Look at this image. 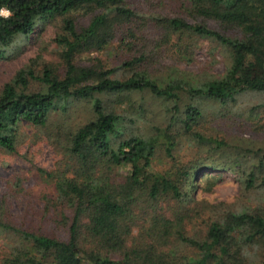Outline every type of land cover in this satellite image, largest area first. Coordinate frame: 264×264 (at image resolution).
Here are the masks:
<instances>
[{
	"label": "trees",
	"instance_id": "obj_1",
	"mask_svg": "<svg viewBox=\"0 0 264 264\" xmlns=\"http://www.w3.org/2000/svg\"><path fill=\"white\" fill-rule=\"evenodd\" d=\"M185 2L201 21L166 18L167 37L183 36L179 42L184 44L185 35H194L227 48L230 65L219 78H184L173 71L156 79L148 70L135 69L144 62V53L122 63V68L132 70L124 79L114 76L119 68L79 66V55L105 51L121 28L131 42L136 38L130 26L139 15L129 0H0V10L11 13L0 16V59L38 24L61 21V33L53 39L60 48L61 71L49 65L35 76L32 68H23L0 90V149L15 153L21 125L46 129L51 126L50 116L66 112L72 102H88L92 113L76 128H53L70 171H39L52 182L53 195L43 198L59 207L67 237L41 236L0 220V230L18 238L16 249L0 264H264V204L211 207L202 212L201 218H206L196 215L200 222L190 230L186 221L193 220L183 208L188 197L183 186L207 171L206 166L219 169L222 165H213L210 159L216 155L233 160L224 162L225 170L230 164L238 165L234 174L244 200L264 189V147L223 158L235 152L226 139L208 138L193 130L202 117L199 105L205 101L234 104L238 96L255 93L262 99L250 115L264 111V0ZM76 12L90 15L85 26L79 27L72 18ZM208 21L227 26L236 35L213 29ZM32 81L40 85L39 91H29ZM144 91L172 103L170 123L153 140L130 131L127 124H136L140 118L126 117L118 100ZM111 96L115 107L102 99ZM184 99L181 115L178 104ZM178 121L197 151L203 149L206 154L195 164L177 165L172 177L154 169L152 160L159 147L169 160H175L180 135L172 128ZM247 154L254 161L248 168L241 162ZM191 184L189 188L195 189ZM166 204L177 206L170 218L161 209ZM135 209L147 211L140 215Z\"/></svg>",
	"mask_w": 264,
	"mask_h": 264
},
{
	"label": "rangeland",
	"instance_id": "obj_2",
	"mask_svg": "<svg viewBox=\"0 0 264 264\" xmlns=\"http://www.w3.org/2000/svg\"><path fill=\"white\" fill-rule=\"evenodd\" d=\"M129 3L139 15L130 26L135 29L136 38L131 42L126 29L121 28L116 39L105 51L79 55L76 58L79 66L119 68L114 76L124 79L132 70L122 68V63L130 60L136 53L138 55L144 53V62L135 69L148 70L156 79L167 77L173 71L176 76L196 77L200 80L219 78L226 72L230 65L229 50L214 40L185 35L182 44L179 39L183 36L167 37L168 31L163 22L166 18L179 16L191 23L201 21L190 12L185 0H129ZM71 16L79 27L85 26L90 17L82 12L73 13ZM60 22L58 19L50 24L49 22L38 24L31 35L21 38L7 52L6 58L0 59V90L23 68H32L35 76L41 75L43 68L49 65L61 71L58 57L60 48L53 42L55 36L61 33ZM206 24L226 35H236L232 29L219 23L208 21ZM30 83V92L40 90L38 83L33 81ZM102 99L108 107L116 106L114 97ZM261 99L262 97L255 93H245L238 96L234 104L220 105L217 102L205 101L199 105L202 117L193 130L208 138L226 139L235 152L223 158L235 157L236 152L240 153L241 150L263 148L264 111L260 110L250 115V109ZM118 100L123 102L122 109L126 117L140 118L136 124H127L130 131L139 133L146 139L158 138L173 115L169 110L172 103L156 99L145 91L132 93ZM185 104L186 99L178 104L181 115ZM91 116L88 102L75 101L66 112L53 113L50 116L51 126L48 124L46 129L26 124L20 126L16 152L10 154L0 149V220L16 228L24 227L38 235L44 234L45 237H67V227L59 218V207L52 199L48 202L43 198L44 195H53L52 182L39 171L61 173L70 171L53 128H76L85 124ZM172 131L180 135L174 153V163L165 156L162 147H159L152 160V166L157 171L173 177L177 165L187 167L195 160L203 159L206 152L203 149L197 151L193 139L182 131L180 121L174 124ZM210 159L215 161L213 165L222 166L215 170L206 166L204 169L207 171L199 172L196 179L183 186V192L188 194L183 208L188 213V218L191 217L193 220L186 221L189 230L199 220L196 215L200 214L199 218L203 219L205 216L201 218L202 212L210 210L211 207L233 206L241 209L246 202L251 206H255L256 203L264 204V189L255 190L250 193L247 200H244L245 193L234 174L238 165L230 164L228 169L224 168L227 164L224 162H233L232 159H221L219 155ZM241 162L242 166L248 168L254 161L247 154ZM191 183L195 185V189ZM171 207L167 204L161 205L162 211L169 218L177 208ZM146 211L147 209L138 210L137 213L143 215ZM67 212L65 210V213ZM17 245L18 238L15 235L0 230V260L12 253ZM254 254L255 251L250 252V255Z\"/></svg>",
	"mask_w": 264,
	"mask_h": 264
},
{
	"label": "clouds",
	"instance_id": "obj_3",
	"mask_svg": "<svg viewBox=\"0 0 264 264\" xmlns=\"http://www.w3.org/2000/svg\"><path fill=\"white\" fill-rule=\"evenodd\" d=\"M11 13L6 10H0V16L8 17Z\"/></svg>",
	"mask_w": 264,
	"mask_h": 264
}]
</instances>
